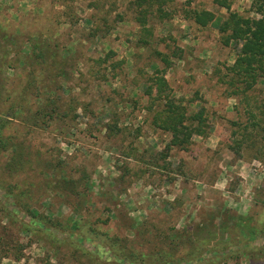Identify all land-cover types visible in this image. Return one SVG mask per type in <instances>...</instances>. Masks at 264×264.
<instances>
[{"label":"rangeland","instance_id":"1","mask_svg":"<svg viewBox=\"0 0 264 264\" xmlns=\"http://www.w3.org/2000/svg\"><path fill=\"white\" fill-rule=\"evenodd\" d=\"M130 1L0 0L2 31H44L73 58L78 74L68 85L89 108L68 137H58L54 131L29 137L35 166L41 169L37 160L45 163L52 158L85 166L91 172V190L87 196L73 199L81 221L96 222L100 230L124 240L129 249L149 254L159 241L155 238L159 232L192 226L194 236L208 244L237 251L221 263L212 260L206 264H264V143L258 145L260 159L252 158L248 143L243 145V157L228 147L242 138L232 122L245 121L246 117L238 97L228 96L216 73L218 68L225 72L224 64L235 60L234 49L221 44L216 25L228 15L227 8L217 0H174L173 19L161 22L150 17L151 37L134 20ZM252 1L226 0L231 10L245 15L252 14ZM184 7L211 10L217 18L213 24L198 27L185 19ZM143 36L151 38L150 46L139 43ZM9 47L19 49V45ZM156 50L167 54L171 64L163 62ZM14 51L9 60L16 58ZM107 55L111 58L100 64L98 60ZM156 68L166 76L172 94L190 111L204 106L211 124L210 136H194L188 150H169L168 161L174 170L169 174L171 180L159 169L151 173L133 155L125 156L127 152L149 156L170 143L171 135L152 122L156 107L149 109L152 102L146 94V82ZM107 123L117 124L121 131L109 136ZM121 167L145 173L128 175L127 183L119 184ZM15 177L21 182L20 191L29 190L27 202H36V208L43 212H54L64 223L72 215L71 208L49 194L35 173ZM120 188L125 191L120 192ZM8 206L30 221L21 207ZM60 232L54 234L62 239ZM17 236L26 246L24 257L20 261L3 258L0 264H48L47 259L52 264H87L82 247L93 249L84 242L76 251L77 242L64 243L41 232H17ZM253 246L263 251H252L253 255L238 252ZM108 249L100 247L97 257L103 262H107Z\"/></svg>","mask_w":264,"mask_h":264},{"label":"trees","instance_id":"2","mask_svg":"<svg viewBox=\"0 0 264 264\" xmlns=\"http://www.w3.org/2000/svg\"><path fill=\"white\" fill-rule=\"evenodd\" d=\"M173 2L131 0L130 9L140 30L151 36L154 30L150 26V17L161 22L173 19ZM217 2L228 11V15L216 24L220 42L234 49L235 60L232 64H224L225 72L218 68L216 73L228 96L238 97L246 117L245 121L232 122L242 138L236 140L234 146L228 147L243 157V145L248 143V149L254 152H250L252 158L260 159L258 145L264 143V0L252 1L250 15L231 10L226 0ZM183 13L186 20L198 27L213 24L217 18L213 11L205 8L184 7ZM104 22L110 26L107 18ZM151 41V38L143 36L139 43L142 47H148ZM10 45H19V49L14 51ZM61 48V44L57 40L51 41L44 31L40 34L24 30L10 33L0 28V260L11 258L20 261L24 257L26 246L20 242L17 232L46 233L64 243L71 240L78 243L74 245L76 251L84 242L91 244V250L82 247V257L87 264H206L212 260L221 263L228 256L236 254L235 250L228 251L219 244H208L206 239L194 236L192 226L177 232H159L155 237L159 241L151 247L149 254H142L129 249L118 236L100 230L96 222L81 221V214L75 209L73 199L87 196L91 190V172L85 166L72 165L62 158H52L45 163L37 160L36 163L42 167H36L29 138L36 132L44 131H54L58 137H68L77 127L79 118L88 113V106L72 94L73 87L68 85L78 71L73 58L63 53ZM11 51L16 55L14 60L8 59ZM156 55L163 62L171 64L164 52L156 50ZM109 58L111 55L98 62L102 64ZM171 90L166 76L156 68V73L146 82V94L152 102L149 109L156 107L153 124L171 135L168 146L149 156L141 154L137 157L133 152L125 154L128 158L133 155L134 159L144 163L151 173L156 169L168 175L174 172L168 161L169 150L172 147L188 150L194 136H210L211 124L204 106L190 111ZM80 110L83 112L80 113ZM105 128L109 136L121 131L117 124L112 123H107ZM22 130L26 132L21 134ZM38 157L36 155V159ZM120 169L123 172L119 175V184L127 183L128 175L140 177L145 173L143 169L134 172L128 167ZM29 172L41 178L49 194L63 199L61 202L71 208L73 213L65 223L54 212H43L36 208V202H27L29 190L20 191L21 182L15 176ZM169 177L173 179L171 175ZM119 191L125 190L120 188ZM8 203L21 207L31 218L30 221L20 218L19 212L11 210ZM4 221L7 223L4 224ZM60 231H63L62 239L58 237ZM100 247L109 248L104 254L107 262L97 257ZM252 251L263 250L257 246L238 250L246 255H253ZM47 261L52 264L49 259Z\"/></svg>","mask_w":264,"mask_h":264}]
</instances>
